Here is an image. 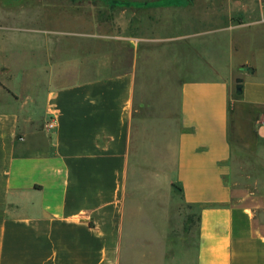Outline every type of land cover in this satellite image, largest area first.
I'll list each match as a JSON object with an SVG mask.
<instances>
[{"label": "crops", "instance_id": "1", "mask_svg": "<svg viewBox=\"0 0 264 264\" xmlns=\"http://www.w3.org/2000/svg\"><path fill=\"white\" fill-rule=\"evenodd\" d=\"M49 1L43 10L63 24L62 6ZM129 1L148 10L154 0ZM199 1L218 11L216 0ZM181 3L186 23L191 0ZM235 3L246 23L231 31L247 28L264 44V0ZM39 23L42 36L20 41L43 66L16 83L0 69V264H264V46L249 45L258 62L180 78L172 52L145 47L192 42L184 72L191 62L216 66V37ZM18 43L0 37V54ZM230 87L262 111L240 168Z\"/></svg>", "mask_w": 264, "mask_h": 264}, {"label": "rangeland", "instance_id": "2", "mask_svg": "<svg viewBox=\"0 0 264 264\" xmlns=\"http://www.w3.org/2000/svg\"><path fill=\"white\" fill-rule=\"evenodd\" d=\"M46 0H0V37L19 40L18 44L14 45V51L6 54H0V69L12 73L14 83L17 79L28 77L38 67H42L43 63L37 59H29L24 53L27 45L20 41L22 38L42 36L38 30L44 29L39 22L45 26L52 25L54 27L75 28L74 21L78 20V25H87L88 31L90 23L93 24L94 32L108 36H121L123 32L133 38L139 29L143 36H153L155 38L170 39L181 37L187 34L204 33L202 39L208 37H216V58L213 62L216 66L204 65L202 62H191L187 70L182 72L184 67H180L182 53L186 50L191 52L194 47L192 42H183L175 40L172 46L154 44L146 46V51L154 53H165L166 51L173 53L174 72H178L179 77L190 78H213L219 76V70L223 68L221 65L230 63L235 65L242 62L244 59L251 58L257 60V54L249 45L253 42L255 45L264 46L259 40L261 39L258 33L254 36L249 35L247 28L232 32L235 26H240L246 23V17L236 10V0H216L218 11H213V8L198 9L201 4L199 0H191L189 9V21H182L181 0H154L150 3V9H144L140 3H135L129 0H120L111 3L108 0H50V4H60L61 18L57 24L54 22L56 11L52 9L43 10ZM203 1V0H202ZM241 1V0H238ZM253 18H257L256 11L249 13ZM69 20V21H68ZM64 21H68L64 24ZM245 27V25H244ZM216 30V33H212ZM218 30V31H217ZM220 30V31H219ZM232 30V31H231ZM71 31V30H70ZM68 32V31H67ZM260 32V31H259ZM252 38L255 39L252 41ZM234 40L237 43V51L231 50V42ZM259 41V43H256ZM263 41V40H262ZM240 46V47H238ZM86 48V45H81ZM213 48L207 44L206 48ZM196 48V47H194ZM168 49V50H167ZM195 50V49H194ZM214 54V51H210ZM213 58V57H212ZM37 60V61H36ZM156 64H161L160 59L155 61ZM211 64L212 61L210 60ZM142 64V61H139ZM9 68L7 70L6 68ZM217 73H215V70ZM179 68V70H178ZM237 66V70L240 69ZM189 69V70H188ZM33 71V72H32ZM188 72V73H187ZM225 71L223 70L224 73ZM224 76V75H223ZM177 75L173 79L176 82ZM238 87H230V110H229V138L231 143L240 150L238 156V167H245V155L247 152L253 153L256 147L254 138V128L261 118V107L244 104L237 97Z\"/></svg>", "mask_w": 264, "mask_h": 264}, {"label": "built area", "instance_id": "3", "mask_svg": "<svg viewBox=\"0 0 264 264\" xmlns=\"http://www.w3.org/2000/svg\"><path fill=\"white\" fill-rule=\"evenodd\" d=\"M54 125H55V122L51 120V121L47 122L46 127L50 131L53 129Z\"/></svg>", "mask_w": 264, "mask_h": 264}]
</instances>
